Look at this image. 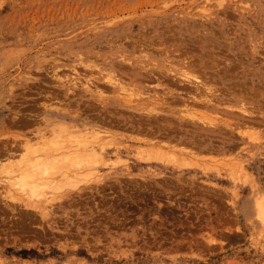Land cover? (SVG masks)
<instances>
[{
	"label": "rangeland",
	"instance_id": "obj_1",
	"mask_svg": "<svg viewBox=\"0 0 264 264\" xmlns=\"http://www.w3.org/2000/svg\"><path fill=\"white\" fill-rule=\"evenodd\" d=\"M0 264H264V0H0Z\"/></svg>",
	"mask_w": 264,
	"mask_h": 264
},
{
	"label": "bare ground",
	"instance_id": "obj_2",
	"mask_svg": "<svg viewBox=\"0 0 264 264\" xmlns=\"http://www.w3.org/2000/svg\"><path fill=\"white\" fill-rule=\"evenodd\" d=\"M176 75L178 74L179 75V73H175ZM182 78H184V80L186 81V82H188V84H192V85H195L196 87H197V85H199L200 84V82H199V84L198 83H195V82H193L191 79H190V77L187 75V73L184 71L181 75H180ZM197 78V77H196ZM199 79V78H198ZM182 82V81H181ZM112 83V85H114V83H116L115 81H113V82H111ZM177 83V82H176ZM191 86V85H190ZM203 87V86H202ZM205 90V89H204ZM210 92V91H209ZM202 97H204V96H202ZM212 100V99H211ZM206 101H207V99H206ZM208 102H211L210 101V99L208 100ZM217 111V110H216ZM32 150H33V148H32ZM32 152V151H31ZM47 155V154H46ZM79 155H81V154H79ZM35 157H37V156H35ZM34 157V158H35ZM77 158V157H76ZM32 160H34V159H32ZM31 160V161H32ZM36 161V160H35ZM58 161V160H57ZM55 162L54 160H42V161H40V162H38V163H36V164H33V163H31V166H32V164L33 165H35L34 167H35V169H36V171L37 172H43V171H45V170H47L48 168H49V166L50 165H53V164H57V163H60V161H61V159H60V161H58V162ZM34 167H31V168H34Z\"/></svg>",
	"mask_w": 264,
	"mask_h": 264
}]
</instances>
